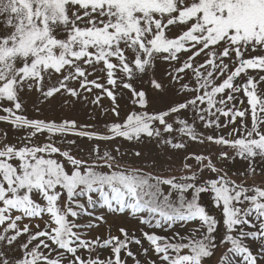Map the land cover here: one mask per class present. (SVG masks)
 <instances>
[{
    "label": "snow or ice",
    "instance_id": "snow-or-ice-1",
    "mask_svg": "<svg viewBox=\"0 0 264 264\" xmlns=\"http://www.w3.org/2000/svg\"><path fill=\"white\" fill-rule=\"evenodd\" d=\"M130 261L264 264V0H0V264Z\"/></svg>",
    "mask_w": 264,
    "mask_h": 264
},
{
    "label": "rangeland",
    "instance_id": "rangeland-1",
    "mask_svg": "<svg viewBox=\"0 0 264 264\" xmlns=\"http://www.w3.org/2000/svg\"><path fill=\"white\" fill-rule=\"evenodd\" d=\"M105 104H107V101H105ZM46 114L51 115V116H55L57 118L67 117L69 119H75L80 124H96L101 128L103 127V124L106 120L113 119L110 116L109 117L101 116L98 111L93 110V106H91V105L77 106L73 110L64 109V108H61L59 105H57L55 107L54 111L48 112ZM122 115H123V113H122ZM92 117H95V119H93ZM69 139H75L77 141L76 146L87 151V149L89 147V142L87 141L86 138H79V137L70 136ZM115 144L120 145L121 152H125V151L132 152V151H135V150L142 148L141 145H138L134 142H128V141H122V140L115 141L113 146ZM76 146H74V147H76ZM201 147L202 146L193 145L191 150L192 151H199ZM143 150L148 151L149 149L147 147H145V148H143ZM125 159L129 160V161H134V158L132 156H126ZM233 170L238 171V170H243V169H242V166L240 164H237L234 166ZM109 223H114L118 226L122 225V226L129 228V229L138 227V225H136V223L134 221H130L124 217H111L110 216L109 217ZM105 227L106 226H101L99 229L93 230L92 235L93 236L96 234L103 235ZM129 264H131V261L129 262Z\"/></svg>",
    "mask_w": 264,
    "mask_h": 264
}]
</instances>
